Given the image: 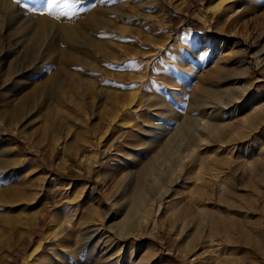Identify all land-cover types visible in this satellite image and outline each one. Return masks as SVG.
I'll use <instances>...</instances> for the list:
<instances>
[{
  "label": "rangeland",
  "instance_id": "obj_1",
  "mask_svg": "<svg viewBox=\"0 0 264 264\" xmlns=\"http://www.w3.org/2000/svg\"><path fill=\"white\" fill-rule=\"evenodd\" d=\"M46 2L0 0V264H264V0Z\"/></svg>",
  "mask_w": 264,
  "mask_h": 264
},
{
  "label": "bare ground",
  "instance_id": "obj_2",
  "mask_svg": "<svg viewBox=\"0 0 264 264\" xmlns=\"http://www.w3.org/2000/svg\"><path fill=\"white\" fill-rule=\"evenodd\" d=\"M71 24V26H74L75 24L74 23H70ZM74 24V25H73ZM78 25V24H77ZM69 26V25H68ZM43 27V26H42ZM41 27V28H42ZM76 27V26H75ZM78 28H81V26H79V27H77V29ZM40 29V28H39ZM71 29H72V27H71ZM74 29V28H73ZM76 29V28H75ZM76 29V30H77ZM82 29V28H81ZM80 29V30H81ZM85 29V28H84ZM46 30L47 29H45L44 31L43 30H38L39 31V33L40 34H38L37 35V33H36V36L38 37V36H41V38L43 39V36L44 35H46V34H48L47 32H46ZM83 30V29H82ZM86 30V29H85ZM35 31V30H34ZM84 32H86V31H84ZM33 33V31L30 33V32H25L24 33V35H22V39L21 40H23V45H24V47H26L29 43H31L32 44V42L33 43H35L32 39L33 38H31L32 36H31V34ZM34 35H35V33H34ZM36 36H34V37H36ZM47 36V35H46ZM45 36V37H46ZM59 36V35H58ZM58 36H57V38H58ZM44 37V38H45ZM60 37L62 38V39H64V40H66L67 42L66 43H70V46H71V49H70V54H69V58H70V61H77V52L78 53H81V52H84L83 50H86V49H88V48H90V47H92L93 46V44L95 43H93V38H91V37H86L85 36V34L83 33V32H79V30L78 31H62L61 33H60ZM41 38H38V39H41ZM56 38V39H57ZM61 39V40H62ZM34 40H36V38H34ZM39 41V40H38ZM55 43V42H54ZM59 41H57L53 46L55 47V48H57V49H59V50H62V48H60L61 47V45H59ZM62 43H64V42H62ZM66 43H64L65 45H66ZM37 44V42L35 43V45ZM43 44V43H42ZM63 44V45H64ZM34 46V45H33ZM35 47V46H34ZM34 47H33V49H34ZM36 48V47H35ZM94 49H95V47H94ZM11 50H15V48H13V49H11ZM56 50V49H55ZM63 51V50H62ZM62 51H61V53H62ZM58 53V52H57ZM60 53V52H59ZM58 53V54H59ZM60 53V54H61ZM15 54V53H14ZM18 54V53H17ZM62 54H64V51H63V53ZM80 55V54H79ZM13 56V55H12ZM79 58V57H78ZM87 59H88V56L86 55L85 57L83 56V59L82 60H80V58L78 59L79 60V62H80V64H83V65H88L87 63H88V61H87ZM24 61V60H23ZM258 63H260V60H258ZM64 73V72H63ZM69 73V72H68ZM27 76V75H26ZM61 76H62V74H61ZM61 76H59V77H61ZM18 77V76H17ZM25 76L24 75H22L21 76V78H24ZM56 78V77H55ZM163 159L166 161H169V158H170V156H169V154H166V153H164L163 154ZM152 175H153V177L154 178H157L158 176H159V174L153 169L151 172H150ZM189 210V209H188ZM188 212V211H187ZM187 214H189V213H187ZM212 218V221H211V224H210V226H209V240H210V242H213V240H212V237H213V235H214V227L216 226L217 228H220V225L217 223V225H215L214 227H213V225L215 224L214 222H216V218L214 219V216L213 217H211ZM211 247V246H210ZM50 250V249H49ZM53 250V249H52ZM220 251H221V249H213V247H211V251H210V257L212 258L213 256H214V253L217 255V254H219L220 253ZM53 252V251H52ZM51 253V252H50ZM54 253V252H53ZM51 255H52V253H51ZM210 258V259H211Z\"/></svg>",
  "mask_w": 264,
  "mask_h": 264
},
{
  "label": "snow or ice",
  "instance_id": "obj_3",
  "mask_svg": "<svg viewBox=\"0 0 264 264\" xmlns=\"http://www.w3.org/2000/svg\"><path fill=\"white\" fill-rule=\"evenodd\" d=\"M16 3H19V0H15ZM81 0H47L46 10L47 14L51 16L56 15H69V10L74 7L75 4L80 3ZM36 9H34L35 11Z\"/></svg>",
  "mask_w": 264,
  "mask_h": 264
}]
</instances>
